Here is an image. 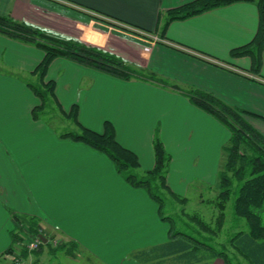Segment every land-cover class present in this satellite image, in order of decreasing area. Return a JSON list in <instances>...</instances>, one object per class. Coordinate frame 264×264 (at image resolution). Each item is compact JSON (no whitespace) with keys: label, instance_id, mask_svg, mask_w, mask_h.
I'll list each match as a JSON object with an SVG mask.
<instances>
[{"label":"crops","instance_id":"crops-1","mask_svg":"<svg viewBox=\"0 0 264 264\" xmlns=\"http://www.w3.org/2000/svg\"><path fill=\"white\" fill-rule=\"evenodd\" d=\"M192 1L0 0V15L114 54L180 88L210 93L255 114L249 121L264 135V48L258 72L250 54L232 53L256 35V5L237 1L163 28L168 10ZM43 55L0 34V264H10L3 259L10 255L15 217L34 218L44 235L74 242L73 256L61 253L81 256L83 264H187L176 256L134 259V252L168 241L157 204L126 183L106 155L32 118L39 102L27 79L37 80L31 72ZM46 78L66 113L76 106L81 125L102 133L109 122L117 142L137 156L140 171L154 168L157 134L170 155L171 191L185 198L193 185L214 191L230 133L184 94L66 58L54 59ZM40 252L32 254L38 264ZM207 264L225 263L217 257Z\"/></svg>","mask_w":264,"mask_h":264},{"label":"trees","instance_id":"trees-1","mask_svg":"<svg viewBox=\"0 0 264 264\" xmlns=\"http://www.w3.org/2000/svg\"><path fill=\"white\" fill-rule=\"evenodd\" d=\"M237 1L253 2L258 9L259 19L257 33L252 42L232 53L250 54L253 59L252 70L258 72L259 54L264 48V0H194L168 10L163 28L173 20L184 19ZM0 34L30 44L44 54L41 62L31 72L37 77L39 85L27 83L39 100V104L31 111L32 118L35 120L45 118V109L60 113L76 126V130L61 132L59 137L84 143L106 155L126 183L143 189L157 204L160 219L169 225L168 241L156 247L134 252L131 255L134 259L145 263L156 257L161 259L176 256L179 262L207 264L209 260L218 257L225 264H233V258L237 260V264H264V135L249 121L250 117L256 116L255 114L230 106L210 93L180 88L152 73H145L114 54L50 34L9 16L0 15ZM56 58H66L122 80L138 78L179 91L192 105L208 113L227 128L230 137L222 147L224 158L214 186L217 193L213 200H210L217 210L212 223L203 220L199 214H188L184 211L183 206L187 203V198L179 196L169 188L166 175L170 155L165 151L157 134L153 138L154 168L140 171L137 156L117 142L114 129L109 122H104V131L97 133L78 122L75 105L68 113L63 110L55 96L54 81L45 79L50 63ZM48 102L54 107H48ZM230 198L233 217L236 220H244L247 227L246 230L236 231L227 239L226 244L230 246L232 253L217 242L224 225L226 204ZM175 203L180 207H175ZM165 208H168V211H165ZM15 219L28 226L31 232L39 227L34 218ZM12 238L14 243L19 240L14 232ZM14 243L7 250V254L12 252ZM215 244L221 248H216ZM76 247V244L70 241L61 242L54 247L49 245L50 251L61 250L70 256L76 253Z\"/></svg>","mask_w":264,"mask_h":264},{"label":"rangeland","instance_id":"rangeland-1","mask_svg":"<svg viewBox=\"0 0 264 264\" xmlns=\"http://www.w3.org/2000/svg\"><path fill=\"white\" fill-rule=\"evenodd\" d=\"M45 79H47L45 77ZM28 81H30L31 84H36L39 85L38 83V79L36 80L35 78L31 79L28 77L27 79ZM190 89V88H188ZM38 99V98H37ZM39 102V100H38ZM54 107L53 104H51L50 102H48V107ZM45 118H43V120L46 123L51 124V127L53 129H56V132L59 134L61 132L64 131H75L76 130V126L72 123H70L69 121H66L67 119L63 118L62 115L60 113H58L57 111H48V109H45ZM197 186L193 185L190 192H188L187 195V203L183 206L184 211H186L188 214H199L202 216V219L210 222H213L214 220V215L217 214V210L216 208L213 206V204L211 203V201L213 200V197L216 195L217 190L214 188V191H210L206 188H202L197 190ZM211 200V201H210ZM175 207H180L178 206V204L176 205V203L174 204ZM167 209V210H166ZM165 211H168V208H165ZM15 219V218H14ZM16 223V226L13 227L12 229V233L14 232L15 234L18 235V238L20 236H22V232L21 230L18 228L19 226H17V224H22L19 221H17L15 219L14 221V225ZM168 225L167 222H165ZM246 224L244 222V220H236L233 217L232 214V198H230V200L227 202L226 204V209H225V220H224V225L222 228V231L220 232L218 238H217V242L222 244V246L224 245L225 248H227L230 252L232 253V249L230 248L229 245L226 244L227 239L233 235L236 231L239 230H246ZM12 233H11V245L14 243V239L12 238ZM47 235V234H46ZM49 236L47 235V239L50 240V238H48ZM17 242V241H16ZM15 244V243H14ZM51 242L47 243H43L42 246V252H40L39 254V264H83L84 260L81 256H78L76 259H67L63 253H61V250H54V251H50L48 252V247L49 245L54 247L53 245H51ZM216 248L220 249L221 246L215 244ZM229 246V247H228ZM34 254V253H33ZM11 260V256L6 255V259L3 261H5V263H7L8 261ZM232 263L233 264H237V260L235 258L232 259Z\"/></svg>","mask_w":264,"mask_h":264},{"label":"built area","instance_id":"built-area-1","mask_svg":"<svg viewBox=\"0 0 264 264\" xmlns=\"http://www.w3.org/2000/svg\"><path fill=\"white\" fill-rule=\"evenodd\" d=\"M17 226H19L18 228L21 230L22 236L19 237V240L13 246V250L10 253V264H38L32 258V254L40 249L44 243L43 238L46 239L47 243L51 242L53 246H57L61 243V241L53 237H48L50 238V240H48L40 226L33 232L24 224H17Z\"/></svg>","mask_w":264,"mask_h":264},{"label":"water","instance_id":"water-1","mask_svg":"<svg viewBox=\"0 0 264 264\" xmlns=\"http://www.w3.org/2000/svg\"><path fill=\"white\" fill-rule=\"evenodd\" d=\"M43 242H44V243L46 242V239H45V238H43Z\"/></svg>","mask_w":264,"mask_h":264}]
</instances>
